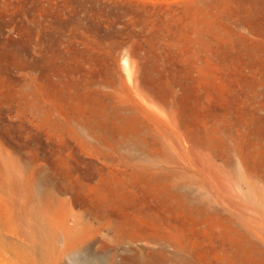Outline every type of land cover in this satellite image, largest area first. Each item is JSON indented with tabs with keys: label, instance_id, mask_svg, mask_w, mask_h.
<instances>
[{
	"label": "rangeland",
	"instance_id": "374dc122",
	"mask_svg": "<svg viewBox=\"0 0 264 264\" xmlns=\"http://www.w3.org/2000/svg\"><path fill=\"white\" fill-rule=\"evenodd\" d=\"M158 2L0 0V264H221V255L240 264L233 239L219 225L203 230L182 204L227 216L264 264L263 169L244 168L236 150L245 151L253 126L264 144V53L236 41L220 53L210 31L181 49L168 27L167 3H178ZM204 8L264 43V0H209ZM193 49L223 72L225 100L195 85ZM50 84L95 96L105 130L51 97ZM178 104L209 124L226 115L225 144L194 142L174 119ZM127 114L138 118L131 132L121 128ZM132 168L166 173L167 189L145 190L123 174ZM114 171L125 201L98 190ZM45 191L67 210L49 217Z\"/></svg>",
	"mask_w": 264,
	"mask_h": 264
},
{
	"label": "bare ground",
	"instance_id": "6f19581e",
	"mask_svg": "<svg viewBox=\"0 0 264 264\" xmlns=\"http://www.w3.org/2000/svg\"><path fill=\"white\" fill-rule=\"evenodd\" d=\"M175 1H177L178 6L175 8L173 7L174 9L169 7L172 6V4L167 3L168 8L172 12L168 27L170 32L177 38L181 49L182 46L188 45L191 41L201 39L202 36L210 31L212 32L215 45L220 50V53L222 51V53H224L228 43L233 41H236L240 47L247 52L262 51L264 53V43L255 41L248 42L249 40L247 41L244 37L245 35H237L238 33L236 34L234 29L222 24L216 18L209 17L210 14L204 8L205 2L209 0ZM147 2L159 5L158 0H139V3L143 5ZM189 29L196 31L195 36L190 34ZM236 55L237 53L235 51L230 53L229 57L231 63H233ZM188 60L190 65L196 69L193 78L195 85L203 87L214 94L217 99L225 100L228 95V84L223 72L217 68L216 64H214L210 58L198 61L196 49H193L192 52L188 54ZM60 85L50 84L48 86V94L57 101L60 100L61 97H64L70 108L74 111L84 113L82 116L84 122L93 128L104 131L103 122L97 117V98L93 95L81 96L75 92L65 93L63 86ZM155 93L163 99L167 96V90L165 88H157L155 89ZM173 115L180 128L183 129L194 142H209L217 145L225 144V133L229 129V126L228 117L223 113L217 116L215 123L209 124L204 118L192 115L183 104H178L173 110ZM137 120L138 118L135 115L127 114L122 119L121 128L124 132H131L137 128ZM254 120L255 119H253V121ZM252 132V136L249 135L250 138L244 143L245 151H243L240 145L236 149L237 154L244 168L248 164L261 167L264 177V144L260 140V134L256 126H253ZM239 135L238 133L236 134L237 137ZM156 141L155 138L150 140L149 146L154 147ZM123 174L128 176L132 181L142 182L145 190H155L159 188L167 189L166 187H168L166 183L167 175L163 172H143L138 168H132L127 172H123ZM29 180L28 178L27 182H29ZM103 189L113 195L118 201H125L130 197L129 192L126 191L124 183L121 180V175L117 171L111 172L108 175L107 181L98 186V190ZM41 199L43 208L48 216L52 213L59 216L68 208L66 202L57 201L53 204L51 196L47 191L42 193ZM181 206V211H183L186 218L193 222L197 220H202L204 222L203 230L209 231L214 225H219L221 233L233 239L235 252L241 262L240 264H260L262 253L258 245L249 240L244 233L235 230L227 216L219 215L214 210H205L201 208L200 205L182 204ZM151 218L153 221H159L161 217L153 215ZM178 229L180 232L185 233L184 220L180 222ZM126 242L129 244V241ZM195 244L197 254L201 255L204 250L200 248L197 242H195ZM219 258L221 264H231L230 259L226 255H221Z\"/></svg>",
	"mask_w": 264,
	"mask_h": 264
}]
</instances>
